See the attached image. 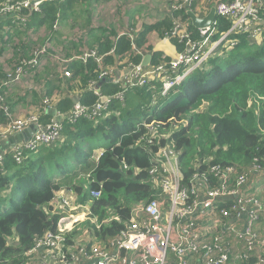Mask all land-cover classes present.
<instances>
[{"label":"trees","instance_id":"16d2710c","mask_svg":"<svg viewBox=\"0 0 264 264\" xmlns=\"http://www.w3.org/2000/svg\"><path fill=\"white\" fill-rule=\"evenodd\" d=\"M20 1L23 0H0V61L3 64L0 96L8 107V114L0 108V140L3 141L6 138L1 137V130L15 117L9 103L13 98L12 89L17 85L23 88L24 96L18 95L15 100L29 94L38 95V101L28 111L38 108L42 125L49 124L55 115L43 104L39 86L45 88L48 97L60 93L52 108L61 118L76 101L91 104L98 99L93 91L87 90L98 79L100 71L93 58L86 62L73 61L66 67L72 73L68 78L62 76L61 64H53L58 74L42 79V73L50 71L53 65L44 68L48 63L40 68L29 64L37 49L49 42L70 52L83 39L85 49H94L99 55L105 56L114 50L105 56L106 66L123 67L120 63L124 57L129 62L140 63L144 55L134 47L151 53V63L157 64L163 54L153 51L148 45V36L151 32L163 35L174 27V21L168 18L153 24L143 22L135 41L129 34L115 40L118 32L111 27H100L99 15L93 17L91 0H45L38 11L29 7L14 18H3L5 3L14 5ZM76 13L85 19L86 27H75L72 34L63 32V19L70 20L72 25ZM217 26L223 32L230 27V21L217 17ZM96 27L101 28L99 36L94 35ZM190 29L194 30L193 37L198 38L197 28L190 24ZM90 31L93 35L88 39ZM24 32L26 36L22 39L20 35ZM59 36L70 46L66 43L56 46ZM238 38L240 42L227 57L209 60L210 68L193 72L170 96H163L158 92L160 87L153 89L150 84L131 87L123 100L113 98L110 102V109L117 112L98 123L85 117L75 121L65 119L62 141L25 152L22 162L11 154L5 155L0 160V264H44L45 252L37 248L38 243L48 233H57L59 220L70 215L56 204L62 191L82 194L79 205L92 202L85 221L77 222L64 234L67 258L72 257L79 243L85 242L91 247L95 238L107 242L120 235L131 221L134 206L154 199L164 200L162 188L155 185L149 173V154L161 147L178 152L185 181L191 185L197 170L207 168L200 164L206 161L222 167L264 168V42L254 47L245 35ZM174 42L178 49L183 48L181 43ZM9 44L14 48L13 55L8 53ZM50 53L52 50L42 57L52 60ZM19 67L24 76L12 80ZM33 76L43 83L29 87L28 81L34 83ZM99 90L104 96H113L121 87L104 80L100 81ZM143 121L154 127L145 126ZM103 136L107 138L104 151L98 160L92 159ZM124 162L130 168H125ZM80 173L85 176L83 180ZM95 190L101 191L98 198L91 195Z\"/></svg>","mask_w":264,"mask_h":264},{"label":"built area","instance_id":"2783aa9c","mask_svg":"<svg viewBox=\"0 0 264 264\" xmlns=\"http://www.w3.org/2000/svg\"><path fill=\"white\" fill-rule=\"evenodd\" d=\"M43 1L45 0H23L14 5L5 3L3 18H14L30 9L29 7L38 11ZM212 7L216 11L215 21L210 26L197 28L199 37L195 39L194 30L190 29V24H193L187 15L188 11L205 17ZM166 17L174 21V27L171 31H165L164 36L169 39L181 38L179 43L184 44L177 60L170 61L162 56L159 63L152 64L151 60L144 65L145 57L138 64L129 62L128 57H124L120 63L123 65L121 73L116 67L109 68L104 63L105 56L114 53L113 49L105 56L99 55L94 49H85L82 56L75 54L65 64L60 63L62 76L68 78L72 75L66 67L73 61L82 59L86 62L93 58L99 64L100 71L98 79L92 81L87 90L93 91L98 99L91 104L76 101L62 115L61 121L54 118L47 125L39 122L38 108L28 111L30 117H12L7 127L1 131V137L22 133L31 126L35 130L29 139L15 142L6 151L0 150V160L11 154L18 162H22L27 150L32 151L42 144L51 146L62 141V121L65 119L75 121L85 117L98 123L110 113H116L117 110L110 109V102L113 98L123 100L125 92L131 87L150 84L153 89L160 87L158 92L163 96L178 91L193 72L207 68L210 59L227 57L240 42V35L247 38L249 35H261L259 40L264 38V0H181L167 9V14L162 19ZM217 17L230 21V27L220 32ZM123 30L125 31L121 30L116 35L115 40L123 34H129L135 41L137 36L134 33L128 29ZM179 30H182V35ZM31 37L34 38L35 35ZM8 49V53L13 55L14 48L11 44ZM57 49L62 51V48L53 47L48 42L35 51V57L29 64L40 68L47 65L50 59L42 55L49 50H52L49 56L55 64L64 57L62 53L55 54ZM134 50L145 55L138 47H134ZM23 76L22 67H19L11 79ZM104 80L114 82L121 90L113 96H104L99 90V83ZM40 89L44 91L40 92ZM39 92L45 107L49 111L53 109L60 93L48 97L43 86H39ZM152 94L156 96V93ZM2 100L0 96V108L8 114V107ZM155 102L154 98L153 103ZM143 124L149 128L154 127L145 121ZM102 153L103 151L92 159L98 160ZM149 156L151 179L162 188L164 200L154 199L134 206L131 221L120 235L107 242L95 238L91 247L85 242L79 243L70 259L64 250V234L73 227L60 219L59 231L48 233L37 245V248L44 249V264H264L263 167H222L206 161L200 164L207 168L197 170L191 185L185 181L180 157L175 149L161 147ZM123 165L130 168L125 162ZM91 195L98 198L101 191H92ZM113 218L119 220L118 216Z\"/></svg>","mask_w":264,"mask_h":264},{"label":"crops","instance_id":"0c3cea01","mask_svg":"<svg viewBox=\"0 0 264 264\" xmlns=\"http://www.w3.org/2000/svg\"><path fill=\"white\" fill-rule=\"evenodd\" d=\"M153 1L154 0H135V1L131 2L132 5L130 6V9L129 8L127 9V11H128L127 16L125 14V10H124L123 6L122 7L120 6L122 3V0H91L90 3L93 6V17L95 15H99L98 22H99L100 27H103V28L111 27L112 30L115 29L118 33L125 31L123 29H128V31L134 33L137 36L143 22L146 24L155 23L156 21L162 19V16L164 17L167 14V9L173 3L180 2L178 0H171V2H169V0H162L161 8H160L159 6H154L152 3ZM121 8H122V11H121ZM137 14L140 15L141 18L139 16H137ZM187 15H188V13H187ZM155 16H159V18H157ZM166 18H164V19H166ZM189 18H190V16H189ZM121 19L123 21H121ZM191 21H192V19H191ZM90 23H91V21H90ZM133 23L135 24L134 25L135 28H134V26H131ZM192 24H193V21H192ZM100 27H96L93 29L95 36L101 35V31H100L101 28ZM157 34H158L157 32L156 33L151 32L149 34L148 45L153 48V51H158L160 53L165 51L168 54L173 55L176 51V49L174 47L176 45L174 44V46H173V45H170L168 43H163V45L160 46V43H159L160 40L158 39V38H160V36H158ZM92 35L93 34L90 31L87 38L90 39V37ZM162 40H163V38H162ZM66 45L70 46V44H66ZM148 54H151V53H145L144 57H146ZM74 55H75V53L71 52V57ZM122 68L123 67L117 68V71L122 73ZM31 85L32 84H30L28 82V86L31 87ZM15 89H16V91L20 92L19 96H24V91H23L22 87H20V89L18 87H16ZM29 95H31V96H29ZM29 95L26 98L20 97L18 100H15L14 97H16L17 95L13 94V98L11 99V102L9 103V105H10L11 109L14 111L15 117L26 115L28 113V107L32 104H35L38 101L39 97L37 94L34 93V94H29ZM50 112L55 115L54 118H61L59 112L56 109H51ZM13 136H14V134H13ZM13 136L11 135V136L7 137L4 141L3 140L1 141V146H0L1 151H6L15 142L19 141V140H17V141L11 140V138ZM80 199H81V197H80ZM80 199H79V201H80ZM79 201H78L77 206L80 208H79V210L75 211V213H77V214H79V212H81V214L85 213V218H86L88 209L90 208L92 202H87V203H85V205H79L80 204ZM69 214H70L69 216H66L68 219L73 213H69ZM79 220L82 221L83 219H79ZM44 255H45V253H44Z\"/></svg>","mask_w":264,"mask_h":264},{"label":"rangeland","instance_id":"374dc122","mask_svg":"<svg viewBox=\"0 0 264 264\" xmlns=\"http://www.w3.org/2000/svg\"><path fill=\"white\" fill-rule=\"evenodd\" d=\"M133 1H135V0H122V4H123V6H124V10H125V14H126V16H127V9L129 8L130 9V6L132 5V3L131 2H133ZM178 1H181V0H178ZM169 2H171V0H169ZM153 5L154 6H159L160 8H161V3H162V0H154L153 2ZM76 16H75V18L74 19H72V25L69 23L70 22V20L68 21L66 18H64L63 20H65V22H63L62 23V28H63V32H70V34H72V31H73V28H75V27H80V28H85L86 27V23H85V19L83 18V17H81L80 18V13H76L75 14ZM137 16H139L140 18H141V16L140 15H138L137 14ZM155 17H157V18H159V16H155ZM121 21H123L122 19H121ZM6 25H9V23H6ZM99 26V25H98ZM122 26V25H121ZM179 32H180V35H182V30H179ZM199 33V32H198ZM158 36H160V38H158L160 41H159V43H160V46H162L163 45V43H168V44H170V45H173L174 46V44H175V42L174 41H176V42H178L179 43V40H181V38H178V39H169V38H166L165 36H164V34L162 35V34H160V33H158L157 34ZM21 37H22V39L26 36V32H24L23 34H21L20 35ZM260 36L261 35H259V37H258V35H256V36H250L249 35V37L247 38L248 39V41L250 42V44L252 45V46H254L255 47V45L259 42V44H261L262 43V41L264 40V38L262 39V40H259V38H260ZM162 38H163V40H162ZM203 38H205V37H201V39H203ZM56 43L58 44V45H56V46H61L62 44H64V40L62 39V36H59V37H56ZM88 40V39H87ZM174 40V41H173ZM182 41V40H181ZM174 42V43H173ZM77 43H79V46L76 48V49H74V52H76L75 54L76 55H78V56H82L84 53H85V40H79ZM169 45V46H170ZM176 46H177V44H175ZM176 46H174L175 47V49H176V51H175V53L173 54V55H171V54H168L167 52H161L162 54H163V56L164 57H169L170 58V61L172 60V59H174V61L175 60H177L178 58H179V54L181 53V51L180 50H182L183 48H184V44H182V46H183V48L182 49H178V46L176 47ZM56 48H58V47H56ZM209 48H211V47H209ZM60 53V55H61V53L64 55V57L62 58V59H59L55 64L56 65H60V63L61 62H63V64H65V61L66 60H68L70 57H71V52H65V51H59L58 49L56 50V52H55V54H59ZM168 55H167V54ZM170 55V56H169ZM2 56H4V52H3V55ZM214 58H216V57H214ZM213 59V58H212ZM81 61H82V59H80ZM211 60V59H210ZM54 64V61L53 60H50V62H49V64H48V66H45L44 68H46V67H50L51 65H53ZM3 64H2V62L0 61V67L2 66ZM107 67H109V68H112L113 66L112 65H107ZM209 68H210V66H208ZM208 67H207V69H208ZM58 74V69L57 68H55L54 67V65H53V68L50 70V71H47V72H45V73H42V76L41 77H43L42 79H46V78H48V77H46V76H48V75H50V74ZM45 77V78H44ZM33 79H34V83H31L30 81H28L30 84H39V83H43V81H39L35 76H33ZM17 87L20 89V86L19 85H17ZM44 90L43 89H40V92H43ZM12 93L14 94V95H17L16 97H14V98H18V95H19V91H16V89L14 88V89H12ZM29 96H31V95H29ZM30 117V115L27 113L26 115H22V116H19V117ZM15 118H17V117H15ZM55 120H58V121H61V118L60 119H58V118H55ZM63 122V121H62ZM4 130V129H3ZM3 130H1V131H3ZM30 138V137H29ZM28 138V139H29ZM64 139H65V137H64ZM99 142H97V145H99V146H101V147H104L105 145H106V143H107V138L106 137H101L99 140H98ZM18 142V141H17ZM58 143V142H57ZM56 144V143H55ZM54 145V144H53ZM28 151H31V150H27V152ZM100 149L99 148H97V149H95L94 150V152H93V155H92V158H93V156H98V154L100 153ZM80 168V167H79ZM81 175H82V173H80ZM84 175H82L81 176V178L80 179H84ZM82 196V194H80V193H77L76 191H69V192H67V191H62V192H60L59 193V197H58V199H57V201H56V204H57V206L59 207V208H61V211H64V210H66V211H68V212H70V213H73L70 217H69V219L66 217V218H61L62 219V221H67V224L72 228L73 227V225H75L77 222H79V221H81V220H79V219H83L82 221H85V213L84 214H81V212H79V214H77V213H75V211H77V210H79V208L80 207H78L77 206V204H78V201H79V199H80V197ZM64 209V210H63ZM77 220V221H76Z\"/></svg>","mask_w":264,"mask_h":264},{"label":"water","instance_id":"95a60500","mask_svg":"<svg viewBox=\"0 0 264 264\" xmlns=\"http://www.w3.org/2000/svg\"><path fill=\"white\" fill-rule=\"evenodd\" d=\"M188 15L192 19L193 25L196 28H203V27L210 26L216 19V11L214 7H212L210 13L206 17H203V18L199 17L196 13L192 11H188ZM151 60H152V55L148 54L143 60V64L144 65L149 64ZM34 130H35V127L31 126L29 129H26L24 132L15 134L11 138V140L13 141L27 140L32 135Z\"/></svg>","mask_w":264,"mask_h":264},{"label":"clouds","instance_id":"9594fccd","mask_svg":"<svg viewBox=\"0 0 264 264\" xmlns=\"http://www.w3.org/2000/svg\"><path fill=\"white\" fill-rule=\"evenodd\" d=\"M65 43H66V42H64V44H65ZM66 44H67V43H66ZM169 96H170V95H169ZM167 97H168V96H167ZM142 123H143V122H142ZM98 147L100 148L101 151H104V147H101V146H99V145H98ZM101 151H100V152H101Z\"/></svg>","mask_w":264,"mask_h":264}]
</instances>
